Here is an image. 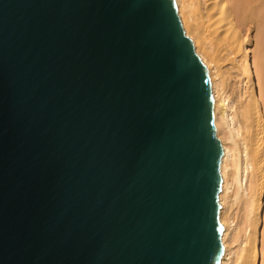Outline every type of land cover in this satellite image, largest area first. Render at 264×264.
Returning <instances> with one entry per match:
<instances>
[{
    "label": "water",
    "instance_id": "1",
    "mask_svg": "<svg viewBox=\"0 0 264 264\" xmlns=\"http://www.w3.org/2000/svg\"><path fill=\"white\" fill-rule=\"evenodd\" d=\"M221 155L173 0H0V264H219Z\"/></svg>",
    "mask_w": 264,
    "mask_h": 264
},
{
    "label": "bare ground",
    "instance_id": "2",
    "mask_svg": "<svg viewBox=\"0 0 264 264\" xmlns=\"http://www.w3.org/2000/svg\"><path fill=\"white\" fill-rule=\"evenodd\" d=\"M173 1L185 34L207 68L215 132L222 144L219 264H264V66L256 63L252 39L247 27L242 29L255 14L258 17L264 0ZM227 64L239 77L233 92L224 85ZM234 206L240 207L241 219Z\"/></svg>",
    "mask_w": 264,
    "mask_h": 264
},
{
    "label": "rangeland",
    "instance_id": "3",
    "mask_svg": "<svg viewBox=\"0 0 264 264\" xmlns=\"http://www.w3.org/2000/svg\"><path fill=\"white\" fill-rule=\"evenodd\" d=\"M260 6L259 7H261L260 9L259 8H255L256 10L257 9H259V10H255L257 13H259L258 14V17H256V15L257 14H255V20H252V21H250V23H249V25H247L248 24V22L244 25V27L242 28V29H244L245 27H247L246 29H247V33H248V37L250 38V39H252L251 40V42H252V55H254L255 56V58L254 59H256L255 61H256V63H259L260 64V66H264V64H263V62H264V56H261V57H263L262 58V61H261V57H258V53H259V56H260V54H264V44H263V38H264V3H263V5H261V4H259ZM257 7H258V4H257ZM259 11V12H258ZM261 14V15H260ZM263 18V19H262ZM253 22V23H252ZM262 24V25H261ZM182 25V24H181ZM252 25V26H251ZM258 25H260V26H258ZM183 28V27H182ZM261 28V29H260ZM184 30V29H183ZM259 32V33H258ZM185 33V32H184ZM261 34V35H260ZM188 36V35H187ZM190 39H191V37L190 36H188ZM261 37V38H260ZM263 41H262V40ZM192 40V39H191ZM192 44H193V41H192ZM257 46H256V45ZM261 44V45H260ZM255 45V46H254ZM263 48H262V47ZM194 47V46H193ZM255 49V50H254ZM260 50H263V51H260ZM196 52V51H195ZM253 56V57H254ZM258 58H259V60H258ZM257 61H259V62H257ZM262 62V63H261ZM259 64H257V65H259ZM261 64H263V65H261ZM226 67H229V69L228 68H226ZM223 69H225L224 71H225V73L223 74L225 77H224V85H225V87H226V89L227 90H229L230 92H233V90H234V88H233V86H234V83H235V80H237V78H239V77H237V75H235V73H234V71H233V69H231V67H230V65H225L224 66V68ZM262 69H264V68H262ZM230 70H232L231 72H230ZM231 76H230V75ZM233 75V76H232ZM228 76H230L229 78H228ZM234 76H236V77H234ZM226 78V79H225ZM239 80V79H238ZM226 81V82H225ZM228 84H230V85H228ZM232 84V85H231ZM231 87V88H230ZM239 206V205H238ZM238 206H236V209H235V206L233 207V212L234 211H237V213L236 212H234V214H236V216H237V218L238 219H241V213H242V211H241V209H239L240 207H238ZM238 208V209H237ZM239 241V240H238ZM237 241V242H238ZM237 242L235 243L234 242V244H237Z\"/></svg>",
    "mask_w": 264,
    "mask_h": 264
}]
</instances>
